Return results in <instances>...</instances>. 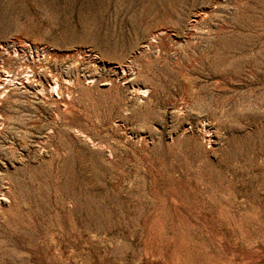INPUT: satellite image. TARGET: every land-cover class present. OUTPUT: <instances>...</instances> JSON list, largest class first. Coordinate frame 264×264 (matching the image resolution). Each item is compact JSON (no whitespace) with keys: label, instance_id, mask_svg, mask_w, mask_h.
I'll use <instances>...</instances> for the list:
<instances>
[{"label":"rangeland","instance_id":"rangeland-1","mask_svg":"<svg viewBox=\"0 0 264 264\" xmlns=\"http://www.w3.org/2000/svg\"><path fill=\"white\" fill-rule=\"evenodd\" d=\"M0 264H264V0H0Z\"/></svg>","mask_w":264,"mask_h":264}]
</instances>
